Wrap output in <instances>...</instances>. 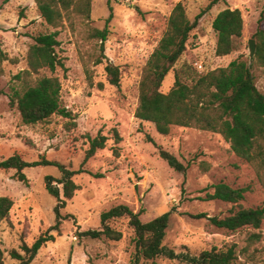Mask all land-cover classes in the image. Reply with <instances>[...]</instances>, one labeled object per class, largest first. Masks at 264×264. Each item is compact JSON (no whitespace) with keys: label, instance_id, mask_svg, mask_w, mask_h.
<instances>
[{"label":"rangeland","instance_id":"1","mask_svg":"<svg viewBox=\"0 0 264 264\" xmlns=\"http://www.w3.org/2000/svg\"><path fill=\"white\" fill-rule=\"evenodd\" d=\"M182 2L191 21L214 0H92L91 21L73 25L66 22L60 29L57 49L67 71L54 76L62 83L64 105L77 115L76 127L62 117L54 116L47 123L28 126L10 105L12 89L19 86L15 76L28 69V55L39 33L51 31L40 16L35 0H0V160L19 154L28 162L41 157L59 162L75 171L74 180L80 190L61 214L66 217L55 242L43 247L32 264H133L135 257L134 231L128 220L114 222L123 233L119 242L81 238L79 234L101 228V215L124 205L141 221L150 222L175 209L164 242L176 253L200 254L228 243L242 250L252 232L230 233L219 230L207 219L193 216L223 218L232 205L221 201H203L212 186L226 183L233 188H246L244 208L264 206V188L259 184L252 166L236 157L230 145L214 133L174 127L169 136H162L153 124L135 117L138 107L139 83L143 68L164 35L168 19L175 6ZM112 8V11L110 10ZM226 9L242 12L244 31L239 52L218 57V36L213 28L217 15ZM109 24L110 35L105 44L106 60L102 65L91 63L96 42L88 41L87 30L104 29ZM264 29V0H222L200 21L191 34L187 52L175 70L185 63L193 64L200 73L224 68L244 56L254 65L257 86L264 93V68L251 62L249 42ZM257 54V51H256ZM120 68L121 83L112 86L107 81V64ZM88 66V67H87ZM86 68L93 72L90 85ZM53 76L48 71L40 76ZM35 76L34 78H36ZM174 72L165 79L162 92L174 85ZM103 84V88L99 87ZM121 141L117 143L115 134ZM99 134L108 138L106 148L86 161L90 143ZM148 138H152L151 143ZM189 165L186 177L173 170L159 155V148ZM206 166L209 170L204 171ZM22 182L15 171H0V197L14 201L8 221L0 225V244L5 252V264H19L10 256L21 252L24 242L31 245L41 234L56 224L58 201L46 190L45 178L60 179L56 167L30 168ZM254 256V259L248 257ZM241 257L244 264H264V252ZM157 264H182L158 258ZM141 264H151L144 263Z\"/></svg>","mask_w":264,"mask_h":264},{"label":"trees","instance_id":"2","mask_svg":"<svg viewBox=\"0 0 264 264\" xmlns=\"http://www.w3.org/2000/svg\"><path fill=\"white\" fill-rule=\"evenodd\" d=\"M214 0L205 10L191 21L186 8L179 2L173 9L166 31L143 68L139 83L138 107L135 117L143 122L151 123L162 136H169L174 127L196 129L220 135L229 145L232 153L245 163L252 166L259 184L264 188V93L257 86L254 65L240 56L229 66L218 68L208 73H200L193 64L185 63L174 69L182 56L187 52L191 34L200 25L201 19L217 3ZM40 16L51 31L39 33L33 38L34 44L28 55V69L15 76L20 88L14 87L10 97L11 107H15L22 123L35 126L47 123L52 117L66 119L72 127H76L77 115L63 103L62 83L56 76L58 70L67 71L64 59L57 49L60 29L66 22L73 25L76 21H91L92 0H35ZM112 11V8H110ZM112 14L104 29L90 28L87 30L88 41L96 42V52L91 56V63L102 65L106 60L105 44L110 35ZM217 33L216 55L228 57L239 52L242 45L244 20L238 9H226L220 12L213 22ZM257 40L256 64L264 68V29L255 35ZM88 67V66H87ZM48 71L53 76H40ZM174 72V85L168 93L162 92L167 76ZM105 72L110 85L119 87L121 72L118 66L108 63ZM88 80L93 86V72L86 68ZM37 76L36 78H34ZM103 88V84H99ZM117 143L121 141L115 134ZM153 144L154 140L148 138ZM108 138L99 134L96 138L89 137L90 147L86 161L95 156L99 150L106 148ZM159 148L160 157L178 173L186 177L189 165L182 163L176 156ZM56 167L61 178L53 176L45 178L46 190L58 201L55 208L56 224L41 234L31 245L24 242L21 252L13 250L10 256L19 264H32L40 250L48 243L55 242L54 233H60L62 222L66 219L61 214L67 203L80 190L74 178L77 173L59 162L48 161L41 157L36 162H28L21 155L15 154L8 159L0 160V171H15L22 182H26L25 171L30 168ZM206 166L204 171H208ZM203 201H221L231 204L229 215L208 217L206 214L193 216L194 219H207L219 230L230 233L242 230L261 231L264 225V206L244 208L248 190L233 188L226 183L212 186ZM14 201L9 197H0V225L8 221ZM173 209L150 222H142L141 212L135 213L128 206L119 205L101 215V228L79 234L81 238L119 242L123 233L113 227V223L126 219L134 231L135 257L133 264H157L158 258L178 261L182 264H244L241 257H248L251 251H263L254 245L263 243L261 233L249 234L247 245L238 250V245L228 243L222 247H214L200 254L190 252L176 253L164 245ZM252 255L248 259H254ZM0 264H5V252L0 244Z\"/></svg>","mask_w":264,"mask_h":264},{"label":"water","instance_id":"3","mask_svg":"<svg viewBox=\"0 0 264 264\" xmlns=\"http://www.w3.org/2000/svg\"><path fill=\"white\" fill-rule=\"evenodd\" d=\"M257 47L254 40H251L249 42V53H250V60L253 61L255 55H256Z\"/></svg>","mask_w":264,"mask_h":264}]
</instances>
